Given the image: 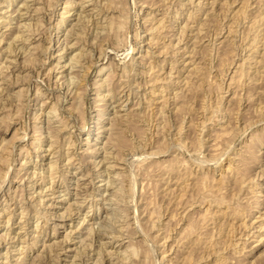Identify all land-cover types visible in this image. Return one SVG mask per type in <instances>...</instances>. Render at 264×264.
Segmentation results:
<instances>
[{
	"label": "rangeland",
	"instance_id": "374dc122",
	"mask_svg": "<svg viewBox=\"0 0 264 264\" xmlns=\"http://www.w3.org/2000/svg\"><path fill=\"white\" fill-rule=\"evenodd\" d=\"M85 1L89 7H80L79 0H0V76L1 72L8 76L0 79V117L5 116L0 118V209L5 206L0 213L5 216L12 211L10 223L0 217V235L8 231L0 240V264H16L22 256L24 264H215V253L204 246L202 229L199 239L194 237L198 234L190 236L196 238L194 242L179 234L190 221L200 222V213L206 209L213 210L220 222L215 219L217 223L210 222L205 231L212 238L218 233L222 240L226 238L220 245L224 264H264V61L261 76L255 75L258 79L246 75L229 85L231 75L239 78L233 69L250 53L247 47L254 35L264 36V0ZM255 11L257 15L263 12L258 22ZM61 12L63 21L57 32ZM109 15L117 17L114 28L110 27L113 31L106 23ZM116 19H124L123 24L119 21L122 26ZM25 22L30 23L31 32L26 33L30 40L23 47L11 38L19 33L16 25ZM158 24L159 32L150 29ZM152 37L157 43L150 42ZM26 52L36 56L33 63L23 62ZM71 93H77L80 101ZM70 103L76 107L70 108ZM247 143L255 158L249 159L242 175H235L242 185H234L235 176L227 166L236 150H243ZM204 174L208 182L203 184L199 180ZM209 183L218 186L220 195L231 196L230 202L240 197L238 215L223 218L216 212L224 206L202 201L200 188ZM61 222L63 227H59ZM225 231L231 234L227 237Z\"/></svg>",
	"mask_w": 264,
	"mask_h": 264
},
{
	"label": "bare ground",
	"instance_id": "6f19581e",
	"mask_svg": "<svg viewBox=\"0 0 264 264\" xmlns=\"http://www.w3.org/2000/svg\"><path fill=\"white\" fill-rule=\"evenodd\" d=\"M34 1V0H33ZM49 1V0H48ZM54 1V0H53ZM68 1V0H67ZM80 1V7H86V6H88L89 4V2L87 1H85V0H79ZM90 1V0H89ZM92 1V0H91ZM90 1V2H91ZM98 1V0H97ZM109 1H111V0H109ZM146 1V0H145ZM188 1V0H187ZM196 1V0H195ZM197 1H199V0H197ZM217 1V0H216ZM246 1V0H245ZM4 2V1H3ZM23 2V1H22ZM71 2H73V1H71ZM100 2V1H99ZM105 2V1H104ZM112 2V1H111ZM113 2H114V0H113ZM112 2V3H113ZM174 2V1H173ZM186 2V1H185ZM184 2V3H185ZM212 3H213V1H211ZM1 3V2H0ZM25 3V2H24ZM108 3V2H107ZM145 3V2H144ZM170 3V2H169ZM4 4V3H3ZM41 4V3H40ZM53 4V3H52ZM70 4H72V3H70ZM143 4V3H142ZM155 4V3H154ZM167 4V3H166ZM191 4V3H190ZM194 4H195V2H194ZM193 4V5H194ZM20 5V4H19ZM24 5V4H23ZM47 5V4H46ZM104 5V4H103ZM106 5V4H105ZM108 5H110V3L108 4ZM151 5V4H150ZM189 5V4H188ZM197 5V4H196ZM200 5V4H199ZM22 6V5H21ZM25 6V5H24ZM35 6V5H34ZM39 6V5H38ZM44 6V5H43ZM48 6V5H47ZM114 6V5H113ZM153 6V5H152ZM160 6V5H159ZM261 6V5H260ZM27 7V6H26ZM40 7V6H39ZM70 7V6H69ZM89 7V6H88ZM92 7V6H91ZM114 7H116V6H114ZM161 7V6H160ZM165 7V6H164ZM167 7V6H166ZM181 7V6H180ZM194 7V6H193ZM13 8V7H12ZM28 8V7H27ZM112 7H110V9H111ZM199 8H200V6H199ZM34 9V8H33ZM41 9H43V8H41ZM163 9V8H162ZM175 9V8H174ZM212 9V8H211ZM259 9V8H258ZM20 10V9H19ZM38 10V9H37ZM91 10V9H90ZM89 10V11H90ZM93 11H94V8L92 9ZM197 10V9H196ZM206 10V9H205ZM209 10V9H208ZM261 10V9H260ZM3 11V10H2ZM14 11H15V9H14ZM81 11V10H80ZM213 11V10H212ZM5 12V11H4ZM19 12V11H18ZM39 12H40V10H39ZM66 13L65 14H67V12L68 11H65ZM84 12V11H83ZM87 12V11H86ZM152 12V11H151ZM172 12V11H171ZM174 12V11H173ZM195 12V11H194ZM215 12V11H214ZM252 12V11H251ZM256 12V11H255ZM254 12V13H255ZM258 12V11H257ZM257 12H256V16H258L257 17V19L255 20V21H259V20H261V19H263V18H261V16L260 15H263V12H262V14H258L257 15ZM6 13V12H5ZM11 13V12H10ZM13 13V12H12ZM23 13H26V12H23ZM23 13L21 14L20 13V16L22 17L23 16ZM80 13V12H79ZM98 13V12H97ZM122 13V12H121ZM154 13V12H153ZM8 14V13H7ZM60 14V13H59ZM83 14V13H82ZM162 14V13H161ZM10 15V14H9ZM62 15H64L63 14V12H61V14H60V18H59V20L56 22V24H55V29H56V31L58 32V27H60V25L62 24V21H63V16ZM80 15V14H79ZM117 15V14H116ZM147 15V14H146ZM190 15V14H189ZM193 15V14H192ZM191 15V16H192ZM254 15V16H255ZM94 16V15H93ZM96 16H98V15H96ZM110 17H107V19L108 20H106L105 22L106 23H109L108 25H109V30L110 31H113V29L112 28H114V24L116 23V21H115V23H114V21H113V18L115 17V16H111V15H109ZM118 16V15H117ZM160 16V15H159ZM173 16V15H172ZM256 16L255 17H253V18H256ZM15 17V16H14ZM17 17V16H16ZM24 17V16H23ZM80 17V16H79ZM83 17H84V15H83ZM119 17V16H118ZM120 17L122 18L123 16H121L120 15ZM151 17V16H150ZM196 17V16H195ZM245 17V16H244ZM81 18V17H80ZM88 18V17H87ZM115 18H117V17H115ZM147 18V17H146ZM248 18V17H247ZM252 18V19H253ZM7 19V18H6ZM15 19V18H14ZM17 19H18V17H17ZM101 19V18H100ZM106 19V18H105ZM193 19V18H192ZM211 19V18H210ZM4 20H5V18H4ZM8 20V19H7ZM27 20V19H26ZM116 20H118V19H116ZM146 20V19H145ZM172 20V19H171ZM191 20V19H190ZM207 20H208V18H207ZM254 20V19H253ZM6 21V20H5ZM13 21V20H12ZM24 21V20H23ZM30 21V20H29ZM84 21V20H83ZM119 21L120 20H118V23H119ZM122 21V22H121ZM120 22H121V24H123L124 23V19H122ZM161 21V20H160ZM184 21H186V20H184ZM1 22V21H0ZM4 22V21H3ZM11 22V21H10ZM15 22V21H14ZM40 22H41V20H40ZM39 22V23H40ZM202 22H204L203 20H202ZM202 22H199V23H202ZM206 22V21H205ZM252 22H254V21H252ZM251 21H250V24L252 23ZM17 23V22H16ZM15 23V24H16ZM26 23V22H25ZM25 23H21L20 25H16L15 27L16 28H14V29H16V31L18 30L19 31V33L18 34H15V35H13L12 36V38H11V40H12V42H13V40L16 42H18L19 44H21V46H23V45H25L26 44V41L27 40H30L29 39V34H26V33H30L31 32V26H29V22H27V23H29V24H25ZM42 23V22H41ZM87 23H89V22H87ZM106 23H104V24H106ZM208 23V22H207ZM249 23V22H248ZM260 23V22H259ZM258 23V24H259ZM19 24V23H18ZM120 23H119V26H122ZM192 24V23H191ZM99 25V24H98ZM108 25L106 24V27L105 28H107L108 27ZM117 25V24H116ZM203 25V24H202ZM205 25V24H204ZM249 25V24H248ZM7 26V25H6ZM36 26V25H35ZM35 26H33V28L35 27ZM86 26V25H85ZM118 26V25H117ZM189 26H190V24H189ZM205 26H207V25H205ZM5 27V26H4ZM9 27V26H8ZM12 27V26H11ZM29 27H30V29H29ZM110 27H112L111 29H110ZM123 27H124V25H123ZM201 27H203V26H201ZM251 27H252V25H251ZM36 28V27H35ZM84 28H86V27H84ZM84 28H82V29H84ZM94 28V27H93ZM92 28V29H93ZM122 28V27H121ZM120 27H119V29H121ZM148 28H149V26H148ZM248 28V27H247ZM9 29V28H8ZM12 29V28H11ZM103 29V28H102ZM150 29H154L155 30V32H159V30H160V26H159V24L158 25H156V26H153V28H150ZM163 29V28H162ZM180 29V28H179ZM196 29H198L199 30V28H197L196 27ZM29 30H30V32H29ZM73 30V29H72ZM101 30V29H100ZM115 30V29H114ZM149 30V29H148ZM181 30V29H180ZM182 30H183V28H182ZM13 31H15V30H13ZM17 31V32H18ZM33 31H36V29H34ZM32 31V32H33ZM70 31V30H69ZM80 31H81V28H80ZM105 31V30H104ZM170 31V30H169ZM205 31H206V29H205ZM227 31V30H226ZM257 31V30H256ZM16 32V33H17ZM74 32V31H73ZM83 32V31H82ZM115 32H116V30H115ZM119 32V31H118ZM149 32V31H148ZM168 32V31H167ZM194 32V31H193ZM198 32V31H197ZM200 32V31H199ZM202 32V31H201ZM11 33V32H10ZM10 33H8L9 35H10ZM13 33V32H12ZM196 33V32H195ZM7 34V35H8ZM60 34V33H59ZM95 34H97V33H95ZM112 34H114V33H112ZM162 34V33H161ZM179 34V33H178ZM181 34V33H180ZM215 34V33H214ZM231 34V33H230ZM3 35V34H2ZM76 35V34H75ZM103 35H105V34H103ZM182 35V34H181ZM203 35V34H202ZM217 35V34H216ZM77 36V35H76ZM97 36V35H96ZM95 36V37H96ZM153 36V35H152ZM156 36V35H155ZM168 36V35H167ZM170 36V35H169ZM168 36V37H169ZM174 36V35H173ZM176 36V35H175ZM178 36V35H177ZM180 36V35H179ZM194 36V35H193ZM229 36V35H228ZM255 37H254V39L252 40V41H250V43L248 44V52H250V53H248V55L245 57V58H243V60L240 62V63H238V65H237V67L235 68V69H233L234 71H233V73L234 74H238L237 76H239V78H235L234 77V75H231V77H229V79H230V82H229V85H230V83H232L233 81H235V80H238V79H240L242 76H251V74H252V76H254L255 77V75H257L258 74V77L259 76H261L260 74H261V71L263 70V68H261V67H263L262 65H261V63L264 61V40H262L263 39V37H260V38H258L257 36H256V34L254 35ZM56 37H57V35H56ZM171 37V36H170ZM196 37V36H195ZM1 38V37H0ZM9 38V37H8ZM55 38V37H54ZM97 38V37H96ZM101 38V37H100ZM103 38V37H102ZM101 38V39H102ZM109 38V37H108ZM159 38V37H158ZM162 38V37H161ZM178 38V37H177ZM176 38V39H177ZM187 38V37H186ZM253 38V37H252ZM65 39V38H64ZM98 39V38H97ZM193 39V38H192ZM200 39H201V36H200ZM215 39V38H214ZM223 39V38H222ZM1 40V39H0ZM8 40V39H7ZM59 40H60V37H58L57 38V42H59ZM67 40V39H66ZM156 38H154V37H152V38H150V42H152V43H155L156 42ZM194 40V39H193ZM217 40V39H216ZM221 40V39H220ZM224 40V39H223ZM190 41V40H189ZM9 44H10V42H9V40L7 41ZM11 42V43H12ZM16 42V43H17ZM39 42V41H38ZM65 42V41H64ZM78 42V41H77ZM184 42H186V41H184ZM183 42V43H184ZM193 42V41H192ZM205 42V41H204ZM214 42V41H213ZM222 42V41H221ZM230 42V41H229ZM66 43H67V41H66ZM74 43V42H73ZM157 43V42H156ZM171 43V42H170ZM169 43V44H170ZM191 43V42H190ZM220 43V42H219ZM226 43V42H225ZM13 44V43H12ZM29 44H30V42H29ZM39 43H37V45H38ZM70 44V43H69ZM150 44V43H149ZM173 44H175V42H173ZM260 44L261 45H263L262 46V50H258L259 49V46H260ZM11 45V44H10ZM16 45V44H15ZM14 45V46H15ZM35 45V44H34ZM154 45V44H153ZM168 45V44H167ZM184 45V44H183ZM192 45H193V43H192ZM246 45V44H245ZM7 46H8V44H7ZM13 46V47H14ZM63 46H65V45H63ZM68 46V45H67ZM71 46V45H70ZM171 46V45H170ZM191 46V45H190ZM208 46V45H207ZM247 46V45H246ZM6 47V46H5ZM11 46H9V48H10ZM20 47V46H19ZM24 47V46H23ZM22 47V48H23ZM26 47V46H25ZM29 47V46H28ZM69 47V46H68ZM167 47V46H166ZM173 47V46H172ZM181 47V46H180ZM222 47V46H221ZM12 48V47H11ZM63 48V47H62ZM80 48H82V47H80ZM174 48H176V47H174ZM191 48V47H190ZM209 48V47H208ZM246 48V47H245ZM246 48V49H247ZM13 49V48H12ZM11 49V50H12ZM27 49V48H26ZM30 48H28L27 50H29ZM35 49V48H34ZM44 49V48H43ZM83 49V48H82ZM164 49V48H163ZM18 50V49H17ZM21 50V49H20ZM20 50H18V51H20ZM26 50V51H27ZM36 50V49H35ZM45 50V49H44ZM55 50V49H54ZM157 50V49H156ZM171 50V49H170ZM207 50V49H206ZM216 50V49H215ZM21 51H23V50H21ZM34 51V50H33ZM192 51V50H191ZM208 51V50H207ZM259 51H262L261 52V54H256L257 52H259ZM23 52H25V51H23ZM29 52V51H28ZM30 52H32V51H30ZM35 52V51H34ZM42 52V51H41ZM166 52V51H165ZM174 52V51H173ZM10 53V52H9ZM13 53V52H12ZM11 53V54H12ZM33 53V52H32ZM37 53V52H36ZM91 53V52H90ZM170 53V52H169ZM186 53H188V52H186ZM14 54V53H13ZM20 54V53H19ZM23 54H25V53H23ZM22 54V55H23ZM26 54H27V52H26ZM23 55V57H22V59H24L23 60V62L24 63H26V64H28V62H30V61H32L33 59H35V57L36 56H31V55H29V54H27V55ZM31 54V53H30ZM56 54V53H55ZM78 54V53H77ZM76 53H75V55L78 57L79 55H77ZM98 54H100V53H98ZM97 54V56H99ZM163 54V53H162ZM183 54V53H182ZM185 54V53H184ZM189 54V53H188ZM187 54V55H188ZM16 55V54H15ZM72 55V54H71ZM87 55V54H86ZM142 55V54H141ZM155 55V54H154ZM193 55V54H192ZM256 55V56H255ZM45 56V55H44ZM73 56V55H72ZM89 56V55H88ZM92 56V55H91ZM145 56V55H144ZM173 56V55H172ZM194 56V55H193ZM9 57L10 56H8V59H9ZM14 57V56H13ZM73 57H75V56H73ZM189 57V56H188ZM240 57V56H239ZM58 58H59V56H58ZM79 58V57H78ZM77 58V59H78ZM141 58V57H140ZM176 58V57H175ZM199 58V57H198ZM218 58V57H217ZM11 59V58H10ZM9 59V60H10ZM74 59V58H73ZM72 59V60H73ZM76 59V58H75ZM135 59V58H134ZM191 59V58H190ZM237 59V58H236ZM20 60V59H19ZM43 60V59H42ZM59 60V59H58ZM71 60V59H70ZM79 60V59H78ZM139 60H141V59H139ZM218 60V59H217ZM162 61V60H161ZM172 61H174V60H172ZM13 61L11 60V63H12ZM14 62H16V60L14 59ZM13 62V63H14ZM36 62V61H35ZM70 62V61H69ZM138 62V61H137ZM149 62V61H148ZM180 62V61H179ZM232 62V61H231ZM21 63V62H20ZM19 63V64H20ZM32 63H33V61H32ZM62 63V62H61ZM76 64L78 63V62H75ZM74 63V64H75ZM162 63V62H161ZM173 63V62H172ZM246 63H249L247 66H246ZM2 64V63H1ZM36 64H37V62H36ZM73 64V65H74ZM80 64V63H79ZM148 64V63H147ZM175 64V63H174ZM183 64V63H182ZM229 64H230V62H229ZM253 64H254V66L255 65H257V66H255V68H254V70L253 71H249V69L253 66ZM7 65V64H6ZM15 65V64H14ZM53 65V64H52ZM63 65V64H62ZM145 65V64H144ZM158 65H160V64H158ZM186 65V64H185ZM1 66V65H0ZM3 66H5V65H3ZM2 66V67H3ZM8 67H9V65H7ZM7 66H5V67H7ZM25 66V65H24ZM51 66V65H50ZM66 66V65H65ZM70 66H72V65H70ZM123 66H124V64H123ZM203 66V65H202ZM215 66V65H214ZM1 67V68H2ZM5 67H3L2 68V70L4 69L5 70ZM21 67V66H20ZM27 67V66H26ZM63 67V66H62ZM61 67V68H62ZM74 67V66H73ZM132 67V66H131ZM150 67V66H149ZM155 67V66H154ZM160 67V66H159ZM207 67V66H206ZM13 68H15V67H13ZM25 67H23L22 69H24ZM29 68V67H28ZM34 68V67H33ZM60 68V69H61ZM72 68V67H71ZM117 68V67H116ZM175 68V67H174ZM201 68V67H200ZM260 68H261V70H260ZM6 69H8V68H6ZM18 69V66H17V68H16V70ZM20 69V68H19ZM50 69V68H49ZM48 69V70H49ZM103 69V67L101 66L99 69H98V73L99 72H101V70ZM128 69V68H127ZM183 69V68H182ZM12 70V69H11ZM121 70V69H120ZM143 70V69H142ZM187 70H188V68H187ZM190 71H191V69H189ZM21 70H18V72H20ZM33 71V70H32ZM37 71H38V69H37ZM46 71H47V69H46ZM122 71H124V70H122ZM126 71V70H125ZM124 71V72H125ZM133 71V70H132ZM145 71V70H144ZM150 71V70H149ZM152 71V70H151ZM156 71V70H155ZM189 71V72H190ZM206 71V70H205ZM5 72H7V71H5ZM14 71H11V73H13ZM62 72V71H61ZM72 72V71H71ZM77 72V71H76ZM119 72H121V71H119ZM141 72V71H140ZM146 72V71H145ZM154 72V71H153ZM207 72V71H206ZM2 74H1V76H0V79H1V82H2V79L3 80H6V79H8V76L5 74V73H3V72H1ZM9 73V72H8ZM7 73V74H8ZM37 73V72H36ZM73 73V72H72ZM83 73V72H82ZM133 73V72H132ZM131 73V74H132ZM152 73V72H151ZM169 73V72H168ZM204 73V72H203ZM202 73V74H203ZM13 74H15V73H13ZM60 74V73H59ZM76 74V73H75ZM137 74V73H136ZM139 74V73H138ZM192 74V73H191ZM15 75H19V74H15ZM51 75V74H50ZM70 75V74H69ZM126 75V74H125ZM172 75V74H171ZM174 75V74H173ZM9 76H10V74H9ZM30 76V75H29ZM33 76V75H32ZM57 76V75H56ZM71 76V75H70ZM77 76H79L78 74H77ZM108 76V75H107ZM120 76V75H119ZM147 76V75H146ZM149 76V75H148ZM167 76V75H166ZM251 76V77H252ZM27 77V76H26ZM61 77V76H60ZM63 77V76H62ZM65 77V76H64ZM159 77V76H158ZM183 77V76H182ZM186 77V76H185ZM190 77V76H189ZM219 77V76H218ZM258 77H255L254 79H258ZM12 78H14V77H12ZM17 78V77H16ZM16 78H14L15 80H16ZM22 78V77H21ZM70 78V77H69ZM125 78V77H124ZM155 78V77H154ZM202 78H204V77H202ZM14 79H12L13 81H14ZM73 79V78H72ZM143 79V78H142ZM228 79V80H229ZM12 80H11V82H12ZM21 80V79H20ZM53 80H54V78H53ZM79 80V79H78ZM155 81H153V82H157L158 81V79H154ZM157 80V81H156ZM164 80H167V79H164ZM172 79H170V81H171ZM182 80V79H181ZM10 81V80H9ZM43 81V80H42ZM46 81H47V78H46ZM65 81V80H64ZM70 81V80H69ZM149 81V80H148ZM147 81V82H148ZM150 81H152V80H150ZM161 81H163V80H161ZM174 81V80H173ZM176 81V80H175ZM174 81V82H175ZM6 82V81H5ZM8 82V81H7ZM125 82V81H124ZM139 82V81H138ZM146 82V83H147ZM63 83H65V82H63ZM78 83V82H77ZM93 84V83H92ZM139 84V83H138ZM66 85V84H65ZM76 85V84H75ZM95 85V84H94ZM152 85V84H151ZM228 85V86H229ZM0 86H2L1 85V83H0ZM46 86V85H45ZM50 86V85H49ZM54 86V85H53ZM60 86V85H59ZM100 86V85H99ZM4 87H6V86H4ZM79 87V86H78ZM84 87V86H83ZM97 87V86H96ZM2 88V87H1ZM69 88V87H68ZM73 88V87H72ZM137 88V87H136ZM217 88L219 89L220 88V85L219 84H217ZM36 89V88H35ZM56 89V88H55ZM81 89V88H80ZM167 89V88H166ZM179 89V88H178ZM2 89H0V91H1ZM61 90V89H60ZM66 90V89H65ZM77 90V89H76ZM82 90V89H81ZM84 90V89H83ZM86 90V89H85ZM182 90V89H181ZM21 91V90H20ZM67 91H68V89H67ZM73 91V90H72ZM75 91V90H74ZM78 91V90H77ZM123 91V90H122ZM121 91V92H122ZM140 91V90H139ZM168 91V90H167ZM179 91V90H178ZM22 92V91H21ZM21 92H18L17 91V93H21ZM164 92V91H163ZM12 93V92H11ZM17 93L15 94V95H17ZM82 93V92H81ZM96 93V92H95ZM143 93V92H142ZM248 93V92H247ZM246 93V94H247ZM0 94H2V93H0ZM5 94V93H4ZM66 94V93H65ZM77 93H75V94H72L71 93V95L73 96V98L75 97V98H79V97H76V96H78V95H76ZM152 94H154V96H156L157 94H155V92L152 90ZM167 94V93H166ZM254 94V93H253ZM252 94V95H253ZM44 95V94H43ZM76 95V96H75ZM181 95V94H180ZM234 95V94H233ZM232 95V96H233ZM251 95V96H252ZM14 96V95H13ZM12 96V97H13ZM18 96V95H17ZM21 96V95H20ZM20 96H19V98H20ZM57 95H55V97H56ZM97 96V95H96ZM170 96V95H169ZM179 96V95H178ZM177 96V97H178ZM246 96V95H245ZM4 97V96H3ZM54 97V98H55ZM83 97V96H82ZM127 97V96H126ZM164 97V96H163ZM162 97V98H163ZM166 97V96H165ZM176 97V96H175ZM234 97V96H233ZM250 97V95H248L247 96V98H249ZM8 98H10L9 96H8ZM71 99H72V97H70ZM74 98V99H75ZM128 98V97H127ZM220 98V97H219ZM252 98V97H251ZM56 99V98H55ZM77 99H75V100H77ZM126 99V98H125ZM175 99V98H174ZM173 99V100H174ZM1 100V99H0ZM46 100V99H45ZM74 100V101H75ZM79 100V99H78ZM77 100V102H79ZM120 100V99H119ZM167 100H168V98H167ZM230 100V99H229ZM16 101V100H15ZM55 101V100H54ZM57 101V100H56ZM176 101V100H175ZM77 102H76V104H77ZM148 102V101H147ZM172 102V101H171ZM53 103V102H52ZM72 103H74V102H72ZM167 103V102H166ZM4 104V103H3ZM12 104V103H11ZM76 104L75 105H72L71 103H70V108H71V105H72V107L74 106V107H76ZM122 104V103H121ZM148 104H149V102H148ZM179 104V103H178ZM17 105V104H16ZM78 105V104H77ZM151 105V104H150ZM260 105V104H259ZM1 106V105H0ZM44 106V105H43ZM79 106H80V104H79ZM133 106H135V105H133ZM136 106H138V104L136 105ZM162 107H163V105H161ZM181 106V105H180ZM179 106V107H180ZM8 107V106H7ZM113 107V106H112ZM124 107V106H123ZM147 107V106H146ZM174 107H177V106H175L174 105ZM41 108V107H40ZM55 108H56V106H55ZM65 108V107H64ZM99 108V107H98ZM2 109H4V108H2ZM75 109H77V108H75ZM80 109H81V106H80ZM100 109V108H99ZM178 109V108H177ZM258 109V108H257ZM8 110H9V108H8ZM49 110H51V107H50V109ZM98 110V109H97ZM96 110V111H97ZM138 111V110H137ZM41 112H43V111H41ZM100 112V111H99ZM126 113H128V112H126ZM138 113V112H137ZM49 114V113H48ZM50 114H52V113H50ZM56 114H58V112L56 113ZM97 114H100V113H97ZM116 114V113H115ZM54 116H55V114H53ZM96 115V114H95ZM130 115H131V113H130ZM134 115V114H133ZM213 115V114H212ZM220 115V114H219ZM52 116V115H51ZM53 116V117H54ZM97 116V115H96ZM96 116H95V118H96ZM100 116H102V115H100ZM104 116V115H103ZM102 116V117H103ZM114 116H116V115H114ZM119 116V115H118ZM138 116V115H137ZM210 116V115H209ZM216 116V115H215ZM2 117V116H1ZM0 117V118H1ZM5 117V116H4ZM4 117H2L3 119H4ZM56 117V116H55ZM94 117V116H93ZM99 117V116H98ZM97 117V118H98ZM132 117V116H131ZM130 117V118H131ZM64 118V117H63ZM121 118V117H120ZM126 118H128V117H126ZM133 118V117H132ZM134 118H135V116H134ZM217 117H215V119H216ZM227 118V117H226ZM2 119V120H3ZM57 119V118H56ZM74 119H75V117H74ZM229 119V118H228ZM1 120V119H0ZM1 120V121H2ZM35 120V119H34ZM37 120V119H36ZM47 120H49V119H47ZM70 120V119H69ZM103 120V119H102ZM105 120V119H104ZM131 120V119H130ZM135 120V119H134ZM203 120V119H202ZM207 120V119H206ZM51 121V120H50ZM63 121V120H62ZM101 121V120H100ZM208 121V120H207ZM229 121V120H228ZM238 121V120H237ZM49 122V121H48ZM60 122V121H59ZM96 121L94 120V123H95ZM124 122V121H123ZM130 122V121H129ZM230 122V121H229ZM228 122V123H229ZM1 123V122H0ZM4 123V122H3ZM57 123V122H56ZM64 123V122H63ZM63 123H62V125H63ZM68 123V122H67ZM70 123V122H69ZM132 123V122H131ZM205 123V122H204ZM8 124V123H7ZM61 124V123H60ZM66 124V123H65ZM96 124H98V123H96ZM36 125V124H35ZM37 126L38 125H36V128H37ZM65 126V125H64ZM64 126H61V129L64 127ZM67 126V125H66ZM66 126L64 127V129L66 128ZM220 127H221V125H219ZM6 127V126H5ZM40 127H43V126H40ZM48 127V126H47ZM92 127L93 128H95L94 127V124L92 125ZM98 128H99V126H97ZM96 127V128H97ZM217 127V126H216ZM220 127H219V129H220ZM58 128V127H57ZM57 128H56V130H57ZM97 128V129H98ZM105 128V127H104ZM206 128V127H205ZM43 129V128H42ZM48 129V128H47ZM51 129L53 130V128L51 127ZM54 129H55V127H54ZM102 129V128H101ZM118 129V128H117ZM221 129H223V127H221ZM33 130H36L35 128L33 129ZM45 130V129H44ZM49 130V129H48ZM47 130V131H48ZM55 130V131H56ZM59 130H60V127H59ZM93 130V129H92ZM99 130V129H98ZM94 131H96V130H94ZM113 131V130H112ZM36 132V131H35ZM57 132V131H56ZM60 132V131H59ZM90 132H91V129H88V131H87V139L89 138V136H90ZM93 132V131H92ZM97 132V131H96ZM116 132V131H115ZM115 132H114V134H115ZM227 132V131H226ZM261 132V131H260ZM37 133V132H36ZM52 133H53V131H52ZM117 133V132H116ZM221 133H224L223 131H221ZM38 134V133H37ZM41 134H42V132H41ZM255 134V133H254ZM40 135V134H39ZM96 135V137H97V133L95 134ZM259 135V134H258ZM25 136V135H24ZM115 136L116 135H114V138H115ZM219 136H221V135H219ZM40 137V136H39ZM111 137H112V133H111ZM254 138H255V135L253 136ZM257 137H260V136H257ZM42 138V137H41ZM50 138V137H49ZM48 138V139H49ZM51 138H53L52 136H51ZM70 138V137H69ZM223 138V137H222ZM39 139V138H38ZM55 139V138H54ZM54 139H53V141H54ZM59 139V138H58ZM97 139V138H96ZM107 139L109 140V139H111V138H108L107 137ZM123 139V138H122ZM220 139V138H219ZM257 139V138H256ZM258 139H261V138H258ZM62 140V139H61ZM66 140H68V139H66ZM251 140V139H250ZM254 140V139H253ZM38 141V140H37ZM122 142H123V140H121ZM249 141V140H248ZM247 141V142H248ZM87 143H89V140H87L86 141ZM252 142V141H251ZM250 142V143H251ZM55 143V142H54ZM63 143V142H62ZM61 143V144H62ZM91 143V142H90ZM243 143V142H242ZM51 144H53V143H51ZM57 144V143H56ZM68 144V143H67ZM86 145V144H85ZM245 145V144H244ZM247 145H248V143L245 145L246 146V148H244L243 150H236V152L234 153V155H233V157L232 158H230V161H229V163H228V166H227V168H229V173H230V171L232 172V175L234 174V176L237 174L238 176L239 175H242L246 170H247V168H248V166H249V159L250 158H255V157H253V155L254 154H252L253 152H251L250 151V148L249 147H251V146H249V147H247ZM50 146V145H49ZM255 146V145H254ZM37 147V146H36ZM55 147V146H54ZM53 147V148H54ZM244 147V146H243ZM41 148H43V147H41ZM97 148V147H96ZM95 148V149H96ZM46 149H48V147L46 148ZM62 149V148H61ZM90 149V148H89ZM0 150H1V148H0ZM2 150H3V147H2ZM1 150V151H2ZM25 150V149H24ZM33 150V149H32ZM86 150V149H85ZM56 151V150H55ZM254 151H256V153H258L259 152V150H258V148L257 149H255ZM20 152V151H19ZM86 152V151H85ZM93 152V151H92ZM255 153V152H254ZM261 153V152H260ZM1 154V153H0ZM37 154V153H36ZM66 154V153H65ZM90 154V153H89ZM117 154V153H116ZM115 155V154H114ZM257 156H259V153L258 154H256ZM255 155V156H256ZM65 156V155H64ZM68 156V155H67ZM71 156V155H70ZM91 156V155H90ZM110 156V155H109ZM256 156V157H257ZM66 157V156H65ZM69 157V156H68ZM72 157V156H71ZM70 157V158H71ZM105 157V156H104ZM113 157V156H112ZM115 157V156H114ZM1 158V157H0ZM2 158H3V156H2ZM5 158V157H4ZM3 158V159H4ZM119 158V157H118ZM259 158V157H258ZM79 159V158H78ZM106 159V158H105ZM104 160V159H103ZM102 160V161H103ZM260 160V159H259ZM0 161H1V159H0ZM3 161V160H2ZM84 161V160H83ZM5 162V161H4ZM6 162H7V159H6ZM5 162V163H6ZM122 162H124V161H122ZM228 162V161H227ZM12 163V162H11ZM92 163V162H91ZM25 164V163H24ZM93 164V163H92ZM99 164V163H98ZM116 164V163H115ZM7 165V164H6ZM11 165V164H10ZM52 165V164H51ZM110 165H112L111 163H110ZM119 165V164H118ZM12 166V165H11ZM56 166V165H55ZM60 166H62V165H60ZM107 166H108V163H107ZM115 166H117V165H115ZM121 166V165H120ZM119 166V167H120ZM123 166V165H122ZM10 167V166H9ZM52 167V166H51ZM49 168V167H48ZM263 168V167H262ZM105 169V168H104ZM123 169V168H122ZM5 170H6V168H5ZM9 170V169H8ZM99 170V169H98ZM120 170V169H119ZM205 170V169H204ZM226 170V169H225ZM233 170V171H232ZM23 171V170H22ZM55 171V170H54ZM170 171V170H169ZM5 172V171H4ZM15 172V171H14ZM17 172V171H16ZM49 172V171H48ZM115 172V171H114ZM50 173V172H49ZM87 173V172H86ZM255 173V172H254ZM260 173V172H259ZM111 174V173H110ZM118 174V173H117ZM231 174V173H230ZM259 175V174H258ZM41 176V175H40ZM51 176V175H50ZM50 176H49V178H50ZM56 176V175H55ZM60 176V175H59ZM4 177H5V175H4ZM43 177H44V175H43ZM42 177V178H43ZM47 177V176H46ZM65 177V176H64ZM63 177V178H64ZM67 177V176H66ZM115 177V176H114ZM201 177V178H200ZM199 178H200V180H199V178H198V180L201 182L202 181V183L204 184L205 182L207 183L208 182V179H207V177H206V175L204 174L203 176L201 175ZM220 178H221V180H223V178H224V175H222V176H219ZM227 177V176H226ZM233 178V177H232ZM235 178V180H234V185H242V181L240 182V180H238V177L237 176H235L234 177ZM237 178V179H236ZM3 179V178H2ZM31 179V178H30ZM93 179V178H92ZM121 179V178H120ZM21 180V179H20ZM34 180V179H33ZM212 180L213 179H211V181L209 180V182L211 183L212 182ZM225 180V179H224ZM227 180V179H226ZM24 181H25V179H24ZM91 181V180H90ZM121 181V180H120ZM123 181V180H122ZM215 181V180H214ZM244 181V180H243ZM20 182V181H19ZM117 182V181H116ZM222 183V181H220L219 180V183ZM26 183H28V182H26ZM118 183V182H117ZM209 183V184H210ZM220 183V184H221ZM233 183V182H232ZM43 184V183H42ZM218 184V183H217ZM51 185V184H50ZM78 185V184H77ZM111 185V184H110ZM119 185V184H118ZM52 186V185H51ZM121 186H123V185H121ZM203 186V185H202ZM202 186H200V187H202ZM45 187V186H44ZM118 187V186H117ZM233 187V186H232ZM8 188V187H7ZM29 188H30V186H29ZM121 188V187H120ZM123 188V187H122ZM9 189V188H8ZM17 189V188H16ZM106 189H107V187H106ZM201 189V191H203L202 192V201H207V202H209L210 204H212V205H220V206H224V209H225V207H226V211H224V209L222 210V209H219L218 210V212H216V214L218 213V214H222V216H223V218H224V215H226V216H230V215H232V216H236V215H238V213H239V207H238V204H239V201H240V197H239V200H238V202L236 201V202H234V201H232V202H230V201H228V200H230V197L228 198V197H226V196H223V195H220L221 194V192L219 193L218 191H219V189H218V186H215V185H213V183L212 184H210V185H206L205 186V188H200ZM200 189H199V191H200ZM229 189H230V187H229ZM14 190V189H13ZM21 190V189H20ZM32 190V189H31ZM56 190V189H55ZM114 190V189H113ZM232 190H234V189H232ZM44 191V190H43ZM75 191V190H74ZM121 191V190H120ZM201 191H200V193H201ZM236 191H237V189H236ZM255 191V190H254ZM39 192V191H38ZM54 192V191H53ZM107 192V191H106ZM115 192V191H114ZM235 192V191H234ZM41 193V192H40ZM43 193V192H42ZM86 193V192H85ZM105 193V192H104ZM103 193V194H104ZM9 194V193H8ZM36 194V193H35ZM115 194V193H114ZM235 194H236V192H235ZM254 194H256V193H254ZM120 195V194H119ZM230 195H232V193L230 194ZM34 196V195H33ZM105 196V195H104ZM32 197V196H31ZM30 197V198H31ZM88 197V196H87ZM95 197V196H94ZM226 197V198H225ZM65 198V197H64ZM97 198V197H96ZM114 198V197H113ZM200 198V197H199ZM200 198V199H201ZM238 199V198H237ZM244 199V198H243ZM262 199V198H261ZM38 200V199H37ZM40 200V199H39ZM67 200V199H66ZM233 200V199H232ZM33 201V200H32ZM84 201V200H83ZM89 202V201H88ZM112 202V201H111ZM249 202V201H248ZM258 202V200H257V197L255 196V198H254V203H257ZM206 203V202H205ZM208 203V204H209ZM207 204V205H208ZM231 204V205H230ZM45 205V204H44ZM211 205V206H212ZM246 205V204H245ZM91 206V205H90ZM113 206V205H112ZM5 207V206H4ZM4 207L3 206H1V211L2 210H4L5 211V209H4ZM28 207V206H27ZM118 207V206H117ZM207 208V207H206ZM208 208H210V207H208ZM108 209V208H107ZM0 211V212H1ZM7 211V210H6ZM203 211V210H202ZM216 211H217V209H216ZM249 211V210H248ZM124 212V211H123ZM126 212V211H125ZM10 213H12V211L10 212ZM9 213V214H10ZM24 213V212H23ZM27 213V212H26ZM136 213V212H135ZM9 214H5V216L4 215H1V213H0V217H2V216H4L5 218H6V223L7 222H9V220L10 219H12L11 218V216L9 215ZM47 214V213H46ZM102 214V213H101ZM128 214V213H127ZM200 214H202V215H200L201 216V218H200V216H199V219H200V222L198 221V223H196V220H195V224H194V221H190L187 225H185L184 227V229L182 230V233H180L181 231H179V234L180 235H182L181 237L182 238H187V237H190L191 235L192 236H194V235H197L198 234V236H194V237H198V239L201 237V229H202V239L204 240V246H206L207 247V249L209 248V252L210 251H212L213 253H215V264H224V262H225V256H224V254H222V252L221 251H223L224 250V248L222 247V249H221V247H220V245H221V243H223V240H225V239H223L222 240V236L223 235H221V233H218L219 235H217V237H215V238H212L211 236H210V234L208 235V233L205 231L206 229V227L209 225V223L210 222H212L213 223V221H216L218 218H217V216L218 215H215V212H213V210L211 211L210 209H206L204 212H201ZM68 215V214H67ZM123 215V214H122ZM107 216V215H106ZM187 216V215H186ZM260 216V215H259ZM21 217V216H20ZM109 217V216H108ZM118 217V216H117ZM126 217V216H125ZM193 217V216H192ZM231 217V216H230ZM47 218V217H46ZM83 218V217H82ZM81 218V219H82ZM107 218V217H106ZM189 218V217H188ZM217 218V219H216ZM261 218V217H260ZM50 219V218H49ZM122 219V218H121ZM127 219V218H126ZM190 220H191V217L189 218ZM192 219H194V218H192ZM216 219V220H215ZM219 219H221L220 217H219ZM231 219V218H230ZM234 219V218H233ZM251 219V218H250ZM24 220V219H23ZM38 220V219H37ZM36 220V221H37ZM113 220H114V218H113ZM112 220V221H113ZM120 220V219H119ZM137 220V219H136ZM223 220V222L225 223V221L227 222V220H225L224 221V219H222ZM110 221V220H109ZM218 221V220H217ZM217 221H216V223H217ZM229 221V220H228ZM232 221H234V220H232ZM251 221V220H250ZM83 222V221H82ZM96 222V221H95ZM94 222V223H95ZM99 221H97L96 223H98ZM123 222V221H122ZM219 222L220 221H218V224H219ZM222 222V221H221ZM231 222V221H230ZM252 222V221H251ZM10 223V222H9ZM95 223V224H96ZM114 223V222H113ZM112 223V224H113ZM117 223V222H116ZM128 223V222H127ZM137 223H139L138 221H137ZM215 223V222H214ZM228 223V222H227ZM246 223V222H245ZM244 223V224H245ZM250 223V222H249ZM27 224V223H26ZM115 224V223H114ZM211 224V223H210ZM221 224V223H220ZM229 224V223H228ZM263 224V223H262ZM54 225V224H53ZM57 225H59V224H57ZM56 225V226H57ZM63 225V222H61L60 223V226L59 227H61ZM101 225V224H100ZM137 225V224H136ZM165 225H167V224H165ZM230 225V224H229ZM228 225V226H229ZM8 227H10L9 226V224L7 225ZM99 226V225H98ZM103 226V225H102ZM105 226V225H104ZM115 226V225H114ZM119 226V225H118ZM117 226V227H118ZM247 226V225H246ZM260 226V225H259ZM259 226H257V228L259 227ZM63 227V226H62ZM92 227V226H91ZM260 227H262V226H260ZM264 227V226H263ZM262 227V228H263ZM33 228V227H32ZM103 228V227H102ZM119 228V227H118ZM117 228V229H118ZM122 228V227H121ZM140 228V227H139ZM229 228V227H228ZM227 228V229H228ZM253 226H252V230H253ZM51 229V228H50ZM87 229V228H86ZM91 229V228H90ZM101 229V228H100ZM116 229V228H115ZM208 229V228H207ZM220 229H222V228H220ZM225 229V228H224ZM230 229V228H229ZM228 229V230H229ZM233 229V228H232ZM255 229V228H254ZM264 229V228H263ZM8 230V229H7ZM71 230V229H70ZM74 230V229H73ZM102 230H104V229H102ZM112 230V229H111ZM119 230V229H118ZM204 230V231H203ZM251 230V231H252ZM260 230V229H259ZM122 231V230H121ZM124 231V230H123ZM144 231V230H143ZM214 231H215V229H214ZM219 231V230H218ZM230 231V230H229ZM232 231V230H231ZM250 231V232H251ZM257 231H258V229H257ZM29 232V231H28ZM67 232H69V231H67ZM88 232V231H87ZM91 232V231H90ZM145 232V231H144ZM177 232V231H176ZM217 232V231H216ZM226 232V231H225ZM224 232V233H225ZM228 232V231H227ZM227 232H226V234H227ZM255 232V231H254ZM6 233H8V231H6V232H4V234H1L0 235V240H3V239H5V234ZM12 233H13V231H12ZM100 233V232H99ZM132 233V232H131ZM135 233V232H134ZM137 233V232H136ZM239 233V232H238ZM244 233V232H243ZM260 233V232H259ZM15 234H17V233H15ZM20 234V233H19ZM105 234V233H104ZM108 234V233H107ZM122 234V233H121ZM127 234V233H126ZM130 234V233H129ZM129 234H128V236H129ZM144 234H146V233H144ZM177 234H178V232H177ZM223 234V233H222ZM225 234V235H226ZM228 234H231V232L230 233H228ZM228 234L226 235L227 237H228ZM245 234V233H244ZM91 235V234H90ZM109 235V234H108ZM118 235V234H117ZM156 235V234H155ZM163 235V234H162ZM166 235V234H165ZM164 235V236H165ZM212 235V234H211ZM259 235V234H258ZM262 235V234H261ZM261 235H259V236H261ZM15 236V235H14ZM14 236L12 235V238H14ZM111 236V235H110ZM153 236V235H152ZM213 236V235H212ZM243 236H245V235H243ZM258 236V237H259ZM7 237V236H6ZM10 237V236H9ZM34 237V236H33ZM63 237V236H62ZM86 238H87V236H85ZM92 237V236H91ZM111 237H113V236H111ZM117 237V236H116ZM119 237V236H118ZM160 237V236H159ZM181 237H179V238H181ZM19 238V237H18ZM37 238V237H36ZM128 238V237H127ZM150 238V237H149ZM165 238H167V236L165 237ZM181 238V239H182ZM191 238V237H190ZM196 238H195V240H196ZM224 238V237H223ZM260 238V237H259ZM258 238V239H259ZM263 238V237H262ZM8 239H10V238H8ZM16 239H17V237H16ZM21 239V238H20ZM20 239H19V241H20ZM34 239V238H33ZM163 239V238H162ZM188 239V238H187ZM201 239V240H202ZM11 240V239H10ZM13 240V239H12ZM31 240V239H30ZM126 240H128L129 241V239H126ZM131 240V239H130ZM140 240V239H139ZM143 240V239H142ZM149 240H151V239H149ZM148 240V241H149ZM180 240V239H179ZM191 240H192V238H191ZM193 240H194V238H193ZM192 240V241H193ZM194 240V241H195ZM202 240V241H203ZM230 240V239H229ZM261 240V239H260ZM259 240V241H260ZM4 241V240H3ZM25 241V240H24ZM52 241V240H51ZM83 241V240H82ZM119 241V240H118ZM147 241V240H146ZM193 241V242H194ZM197 241V240H196ZM233 241V240H232ZM244 241V240H243ZM246 241V240H245ZM36 242V241H35ZM99 242V241H98ZM127 242V241H126ZM152 242V241H151ZM200 242V241H199ZM198 242V243H199ZM230 242V241H229ZM262 242V241H261ZM52 243V242H51ZM50 243V244H51ZM88 243V242H87ZM86 243V244H87ZM121 243V242H120ZM135 243H136V240H135ZM228 243V242H227ZM33 244V243H32ZM56 244V243H55ZM54 244V245H55ZM79 244V243H78ZM91 244V243H90ZM125 244H127V243H125ZM192 244V243H191ZM225 244H226V242H225ZM230 244V243H229ZM233 244V243H232ZM47 245V244H46ZM58 245H59V243H58ZM134 245V244H133ZM172 245V244H171ZM195 245V244H194ZM223 245V244H222ZM234 245H235V243H234ZM234 245H232V246H234ZM249 245V244H248ZM247 245V246H248ZM14 246V245H13ZM135 247L137 246V245H134ZM246 246V247H247ZM44 247V246H43ZM51 247V246H50ZM122 247V246H121ZM128 247V249H129V251H130V247L129 246H127ZM169 247V246H168ZM171 247V246H170ZM227 247H228V244H227ZM17 248V247H16ZM26 248V247H25ZM67 248V247H66ZM96 248V247H95ZM19 249V248H18ZM18 249H16V251L18 250ZM20 249H22V248H20ZM75 249V248H74ZM79 249V248H78ZM133 249V248H132ZM134 249H136V248H134ZM133 249V250H134ZM138 249V248H137ZM173 249V248H172ZM221 249V250H220ZM242 249V248H241ZM8 250V249H7ZM77 250V249H76ZM104 250V249H103ZM177 250H179V249H177ZM250 250V249H249ZM22 251V250H21ZM102 251V250H101ZM115 251V250H114ZM135 251V250H134ZM176 251V250H175ZM52 252V251H51ZM76 252V251H75ZM78 252V251H77ZM107 252H109V249H108V251ZM106 252V253H107ZM7 253H9V252H7ZM19 253V252H18ZM118 253V252H117ZM207 253V252H206ZM50 254V253H49ZM82 254V253H81ZM108 254V253H107ZM113 254V253H112ZM232 254V253H231ZM22 255V254H21ZM111 255V254H110ZM207 255V254H206ZM1 256V255H0ZM40 256V255H39ZM120 256V255H119ZM5 257L7 258V260H8V255L6 254L5 255ZM21 257V256H20ZM59 257V256H58ZM77 257V256H76ZM102 257V256H101ZM107 257V256H106ZM117 257V256H116ZM130 257V256H129ZM227 257H229V256H227ZM13 258H15V257H13ZM83 258V257H82ZM124 258V257H123ZM203 258V257H202ZM205 258V257H204ZM18 259V261H14V260H12V261H14L16 264H24V258H23V256H22V258H17ZM34 259H35V257H34ZM39 259V258H38ZM110 259V258H109ZM125 259V258H124ZM123 259V260H124ZM175 259V258H174ZM6 260V259H5ZM4 260V261H5ZM130 260V259H129ZM26 261V260H25ZM44 261V260H43ZM50 261V260H49ZM52 261V260H51ZM127 261V260H126ZM8 262V261H7ZM74 262V261H73ZM95 262H97V261H95ZM2 263V262H1ZM30 263V262H29ZM31 263H33V262H31ZM30 263V264H31ZM94 263V262H93ZM116 263H117V261H116ZM168 263H169V261H168ZM172 263V262H171ZM213 263V262H212ZM52 264V263H51Z\"/></svg>",
	"mask_w": 264,
	"mask_h": 264
}]
</instances>
